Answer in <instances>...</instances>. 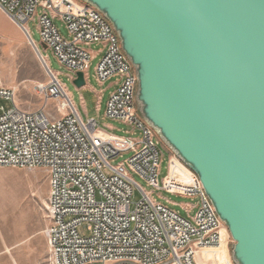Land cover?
Listing matches in <instances>:
<instances>
[{
  "label": "built area",
  "instance_id": "built-area-1",
  "mask_svg": "<svg viewBox=\"0 0 264 264\" xmlns=\"http://www.w3.org/2000/svg\"><path fill=\"white\" fill-rule=\"evenodd\" d=\"M0 10L38 49L49 81L36 85L35 92L46 103L54 102L60 114L54 118L47 107L23 110L16 90L0 85V100L12 104L9 110L0 108V168L43 169L49 179L44 230L49 264H204L202 252L219 249L226 228L196 176L175 157L197 182L168 183L169 159L160 184V140L138 115L137 77L110 23L80 0H0ZM30 21L37 22L41 43L73 80L82 73L86 81L94 58L88 48L102 47L96 80L116 88L104 119L127 126L129 135H115L101 129L96 119H84L33 41ZM55 21L63 24L67 38ZM135 192L139 199L134 202ZM157 192L198 200L197 212L184 218L153 200ZM193 209L183 206L188 216Z\"/></svg>",
  "mask_w": 264,
  "mask_h": 264
},
{
  "label": "water",
  "instance_id": "water-1",
  "mask_svg": "<svg viewBox=\"0 0 264 264\" xmlns=\"http://www.w3.org/2000/svg\"><path fill=\"white\" fill-rule=\"evenodd\" d=\"M80 1L113 27L138 115L198 179L232 264H264V0Z\"/></svg>",
  "mask_w": 264,
  "mask_h": 264
},
{
  "label": "rangeland",
  "instance_id": "rangeland-1",
  "mask_svg": "<svg viewBox=\"0 0 264 264\" xmlns=\"http://www.w3.org/2000/svg\"><path fill=\"white\" fill-rule=\"evenodd\" d=\"M60 33L67 38L63 24L55 21ZM28 28L33 41L39 46L43 55L48 59L49 67L57 74L59 81L64 85L74 104L81 111L84 119L94 118L101 129L118 136H127L130 129L117 121L104 119L107 102L115 87L112 82L100 85L95 77L96 68L101 60L97 55L102 47L92 45L88 50L94 58L86 72V85L78 89L74 85L73 75L65 71L53 57L50 50L41 46V38L36 21H30ZM49 81L47 73L23 33L15 27L12 21L0 10V85L14 88L19 107L27 111L45 109L52 113L54 118L60 114L55 111L54 102L46 101L38 96L35 87ZM12 108L9 101L0 100V108ZM138 137V135L134 136ZM163 155L160 158L159 182L168 174L169 159L171 162L170 176H194L176 159L171 151L160 141ZM130 155L118 159L115 163L127 159ZM135 181L146 192L152 188L145 181L135 176ZM49 192V179L43 169L25 170L0 168V264H49V247L44 236L47 226L46 202ZM153 200L168 206L171 210L184 218H192L197 212L198 200L187 199L165 192L152 195ZM139 199L135 192L133 201ZM194 207L190 216L183 210V206ZM83 234H86L83 231ZM227 246L221 250L203 251L201 261L204 264H232L231 248L233 242L227 230L225 231ZM203 263V262H202Z\"/></svg>",
  "mask_w": 264,
  "mask_h": 264
},
{
  "label": "bare ground",
  "instance_id": "bare-ground-1",
  "mask_svg": "<svg viewBox=\"0 0 264 264\" xmlns=\"http://www.w3.org/2000/svg\"><path fill=\"white\" fill-rule=\"evenodd\" d=\"M43 68H44V70H45L46 73L49 72L48 69L46 68V66L43 65ZM167 182L168 183H173V182L175 183L176 181L172 178V176L169 175V178H168ZM196 182H197L196 181V178H194V180L190 184H188V185H191L192 183H196ZM225 231L226 230H224L223 233H222V244H221V247L219 249H217V250H221V249H223V248H225L227 246V244H226V238H225Z\"/></svg>",
  "mask_w": 264,
  "mask_h": 264
},
{
  "label": "crops",
  "instance_id": "crops-1",
  "mask_svg": "<svg viewBox=\"0 0 264 264\" xmlns=\"http://www.w3.org/2000/svg\"><path fill=\"white\" fill-rule=\"evenodd\" d=\"M173 179L176 181L175 184H183V185H188L193 181V178L187 176V174H184V175L180 174L177 176L175 175V177ZM210 251H212V250H210ZM213 251H215V250H213Z\"/></svg>",
  "mask_w": 264,
  "mask_h": 264
}]
</instances>
